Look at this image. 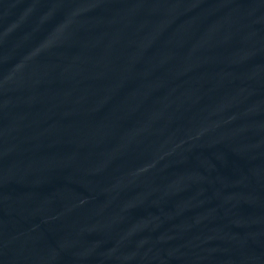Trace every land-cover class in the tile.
<instances>
[{"label":"water","instance_id":"95a60500","mask_svg":"<svg viewBox=\"0 0 264 264\" xmlns=\"http://www.w3.org/2000/svg\"><path fill=\"white\" fill-rule=\"evenodd\" d=\"M0 264H264V0H0Z\"/></svg>","mask_w":264,"mask_h":264}]
</instances>
